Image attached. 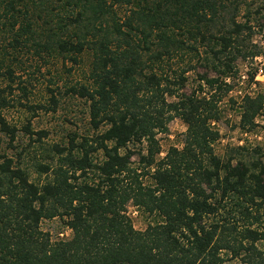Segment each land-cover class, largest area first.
Listing matches in <instances>:
<instances>
[{
	"label": "trees",
	"instance_id": "16d2710c",
	"mask_svg": "<svg viewBox=\"0 0 264 264\" xmlns=\"http://www.w3.org/2000/svg\"><path fill=\"white\" fill-rule=\"evenodd\" d=\"M15 2L4 3L0 14L13 52L32 43L39 57L76 62L91 53L88 82L68 93L88 102L97 134L54 145L55 164L37 165L46 176L40 184L0 154V264H223L222 253L241 264H264V165L220 159L213 149L226 81L237 75L239 60L264 57L249 51L251 22L264 18V0H60L64 15L43 40L28 9ZM119 7L126 14L117 19ZM184 57L185 68L170 70L169 61ZM11 58L12 66L0 65L8 81L0 89V134L13 141L15 128L2 114L10 104L4 94H12L17 80L18 61ZM193 58L214 77L201 75L188 95ZM239 110V129L253 130L264 116V91L244 95ZM174 119L185 126L181 145L159 158L157 135ZM131 143L145 144L136 168ZM97 153L102 159L94 162ZM129 204L152 217L143 231L133 227ZM54 218L69 238L53 240L41 229Z\"/></svg>",
	"mask_w": 264,
	"mask_h": 264
},
{
	"label": "rangeland",
	"instance_id": "374dc122",
	"mask_svg": "<svg viewBox=\"0 0 264 264\" xmlns=\"http://www.w3.org/2000/svg\"><path fill=\"white\" fill-rule=\"evenodd\" d=\"M8 1L0 0V14L4 9V3ZM15 1L17 2H15L16 8L28 9L29 17L35 22L34 27L38 28L36 33L42 34V36L50 27L55 30L54 26L59 23L58 19L64 15L63 9H61L63 2L60 0ZM255 5L259 4L256 2ZM114 9H117V19L125 16L126 8ZM252 12H255V9ZM243 14L244 12L240 14L238 21L245 20ZM254 17L251 22L253 30L249 51L264 53V18ZM3 22H5L4 19L0 18V26ZM10 39L11 34L7 28L0 30V65L10 63L12 66V55L18 61L13 62L17 77L16 84L13 85V92L9 94V91L6 90L4 94L10 104L2 111L8 124L15 128V137L13 141H10L8 136L0 134V154L11 158L14 165L27 171L31 182L40 184L46 180V176L36 171L37 165L53 166L55 164L56 159L51 153V148L54 145L68 147L70 139H75L76 143H80L84 138L91 139L97 134L89 123L88 102L68 93V89L72 86L88 82L92 57L89 51H85L76 62H72L68 58L47 56L42 52L41 58L36 54L32 43H28L24 49H19V47L17 49L19 51L13 52L12 47L8 44ZM40 39L45 38L43 36ZM4 50L12 54L6 55L3 53ZM250 55L246 60L237 62V75L226 81L230 89L223 95L219 104L222 117L214 126L219 132V139L215 142L213 149L215 155L220 159H227L231 156L246 162L258 161L264 165V116L256 119V127L249 132L242 131L238 127L239 106L242 97L264 91V76L259 74L260 70L263 71V54L257 57H250ZM188 61L189 58L184 57L183 60L176 58L167 64L171 68L170 70L179 72L181 68L186 67ZM197 61L196 58L192 59L194 70L185 75L187 81L183 92L188 95L198 90L201 75L206 73L208 77H214L203 63ZM3 72L4 70L1 69L0 89H4L8 84L6 78L3 77ZM252 75L253 81L250 82ZM18 81L21 82V86L17 87ZM20 87H25L26 92L21 91ZM205 91L206 89H204ZM105 128V125L102 126L99 132ZM29 130L33 133L32 135L29 134ZM40 131L46 132V137L41 141L36 140L38 136L35 134ZM184 132L185 126L182 122L179 119L172 120L168 124V132L157 135L160 145L158 157L162 158L172 146L180 147ZM237 148H240V151L235 153ZM256 148L261 149L260 154L253 152ZM128 149L134 152L131 162L136 168L138 153H144L145 144L131 143L128 145ZM101 159L100 153L93 155L94 162ZM87 177H92V175L89 174ZM84 179L86 178L81 177L79 181ZM127 215L131 219L133 227L138 231H143L153 221L152 217L130 204L127 206ZM225 215L226 213H224ZM41 229L48 232L53 240L67 239L71 235L65 223L59 218L43 220ZM222 257L223 264H241L239 259H234L227 253H222Z\"/></svg>",
	"mask_w": 264,
	"mask_h": 264
},
{
	"label": "built area",
	"instance_id": "2783aa9c",
	"mask_svg": "<svg viewBox=\"0 0 264 264\" xmlns=\"http://www.w3.org/2000/svg\"><path fill=\"white\" fill-rule=\"evenodd\" d=\"M260 75L264 76V72L260 70L259 72Z\"/></svg>",
	"mask_w": 264,
	"mask_h": 264
}]
</instances>
